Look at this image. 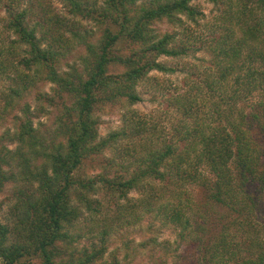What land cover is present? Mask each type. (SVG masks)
Masks as SVG:
<instances>
[{
	"label": "trees",
	"instance_id": "obj_1",
	"mask_svg": "<svg viewBox=\"0 0 264 264\" xmlns=\"http://www.w3.org/2000/svg\"><path fill=\"white\" fill-rule=\"evenodd\" d=\"M28 1L0 0L6 11L0 16V78L17 74L12 80L21 87L11 88L17 98L36 83L33 72L37 79L45 75L56 85L48 101L59 110L58 127L44 138L27 106L24 121L16 118L19 175L30 189L21 191L5 223L0 218V264H119L116 257L107 260L110 230L95 219L104 211L94 197L102 190L116 204L133 191L142 193L153 221L174 226L179 247L189 244L188 264H264V0H209L219 13L206 25L205 39L187 25L205 18L195 0H59L69 15L94 26L73 36L86 53L82 71L72 67L66 76L57 65L76 40L62 32H74L76 23L52 10L50 0ZM35 16L40 20L33 22ZM161 23L173 31L159 32ZM2 27L17 37L10 44ZM197 52L208 53L211 64L188 76L185 88L170 98L180 114L172 136L139 112L100 135L102 107L140 103L138 87L152 80L151 72L177 71L161 57ZM16 61L21 67L9 73ZM109 151L116 157L106 164ZM15 157L1 145L0 194L17 177L9 169ZM88 164L101 171L83 174ZM189 186L204 192L196 202L202 213L183 205L184 197L194 202ZM128 211L137 214L135 206ZM86 214L92 239L78 249L83 236L73 231ZM164 256L157 264H168Z\"/></svg>",
	"mask_w": 264,
	"mask_h": 264
},
{
	"label": "rangeland",
	"instance_id": "obj_2",
	"mask_svg": "<svg viewBox=\"0 0 264 264\" xmlns=\"http://www.w3.org/2000/svg\"><path fill=\"white\" fill-rule=\"evenodd\" d=\"M25 3L26 6L30 5L31 2ZM52 5V10L60 13L62 17L67 18L72 23H76L73 26L74 32L64 30L66 38L72 39L74 46L70 48L65 56H62L60 63L57 65L61 74L66 76L72 67L80 70L83 69L82 56L86 53V47L84 45L78 44V39L73 37L77 33L85 32L86 30H93L94 26L88 21H82L79 18L71 16L64 5L59 0H50ZM194 6H197L201 11L205 13V18L200 20V25L192 24L190 22L187 25L191 26L193 33L196 36H202V38L208 37V29L206 25L209 24L215 16L218 15V9L209 0H195L193 2ZM6 11L5 7L0 8V16L5 17ZM40 17H33L32 21H39ZM3 24V23H2ZM73 25V24H72ZM157 30L161 33L173 31V27L167 23H161L156 26ZM4 28H1V32ZM179 31V30H178ZM97 37H99L98 31H96ZM7 44H10L12 38H17L14 33H1ZM10 35L9 39L7 37ZM43 34L38 33V37ZM52 36H49L51 39ZM93 39L92 41H96ZM46 44L43 47H47ZM58 48V44L55 46ZM196 48L198 45L195 46ZM26 46H22L21 50H25ZM211 56L208 53L197 52L196 54L187 57H161L160 61L164 63L167 67L176 69L175 73H163L160 71H153L150 73L149 77L152 78L151 81H146L138 87V92L142 97V101L134 106H129L126 104H113L102 107L98 112V117L100 119V135L102 137L107 136L112 131L118 130L124 120L126 115L133 112H139L145 114L147 119L152 123V120L159 123L161 130L164 131L166 135L172 136L174 133V126L180 119V114L176 112L175 109L170 107V98L175 96L177 92L182 91L185 88V81L188 76H192V73L199 72L201 68L210 63ZM16 61L15 66L11 68L10 72L16 73L17 69L21 66ZM18 64V65H17ZM23 69V68H22ZM36 68H34V71ZM24 71V70H23ZM8 73V74H9ZM17 74H11L12 78L3 76L0 78V147L5 145L7 148L11 149L16 155V159L12 162L10 170H13L17 175L16 179L9 182L5 187L3 192L0 194V218L7 221V216L10 215L11 207L17 203L20 199L21 191H26L30 189V184L28 181L22 180L20 178V171L22 172V159L18 155L19 144L14 141V134L19 130L16 118L21 117L22 122L25 119V106L28 108L30 116L33 120L34 128L41 133L44 138H51L55 130L58 127L56 118L59 114L57 108H52L49 104L48 98L55 97L56 85L49 82L45 75L42 78L37 79L35 73L33 72L32 80L36 81L34 85L29 84V88L21 90V97L13 98L11 96V88L21 87L12 79L16 77ZM27 85L28 83H23ZM47 95V97H46ZM39 96L43 100L39 99ZM43 107H46L43 109ZM108 157V158H107ZM108 164L110 159L116 157L113 151L107 153ZM103 158V157H102ZM104 159V158H103ZM117 162H120V157L117 158ZM105 164V165H106ZM109 170V169H108ZM84 171V172H83ZM82 171L83 174L88 176H94L99 173L101 169L94 168L92 164H88L84 167ZM110 173L115 171L111 168ZM37 185L32 186V190L36 189ZM188 192L190 197H193V201L186 203V198H183V205H191V207L200 213L203 209H199L196 202H200L203 199L204 192L197 186H189ZM188 196V195H187ZM96 199L101 200L104 203L103 214L96 217V221L105 220L106 226L110 230V255L107 256L109 262H113L112 257H116L119 264H157L158 260L162 255L168 257V264H188V260L191 261L192 258L188 256L190 246L188 243H183L181 247L178 246V233L177 229L171 224L164 225L157 218L153 221L155 212L149 213L147 208L142 204L141 199H145L142 193L133 191L128 195V198L119 201V204L113 202V200L108 196L105 190H102L100 194L94 196ZM135 206V213L129 212L130 207ZM198 215V213L190 212V216ZM218 217V216H216ZM91 216L86 214L84 218H81L77 224L76 229L73 231L74 235H82L83 238L77 244L78 249L89 246V241L92 239V235L88 234L90 227H92ZM202 221V220H200ZM155 222V230H151V223ZM95 231V235L101 231ZM161 229V230H160ZM158 231H161L160 233ZM154 239H157L158 245H154ZM160 245V246H159ZM167 247V248H165ZM114 254L113 256L111 254ZM193 261V260H192ZM39 264V261L35 262Z\"/></svg>",
	"mask_w": 264,
	"mask_h": 264
}]
</instances>
